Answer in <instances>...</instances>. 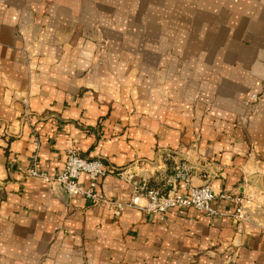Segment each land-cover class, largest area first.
<instances>
[{"label": "crops", "instance_id": "1", "mask_svg": "<svg viewBox=\"0 0 264 264\" xmlns=\"http://www.w3.org/2000/svg\"><path fill=\"white\" fill-rule=\"evenodd\" d=\"M72 146L106 199L185 162L220 215L115 216L28 176ZM0 264H264V0H0Z\"/></svg>", "mask_w": 264, "mask_h": 264}, {"label": "built area", "instance_id": "2", "mask_svg": "<svg viewBox=\"0 0 264 264\" xmlns=\"http://www.w3.org/2000/svg\"><path fill=\"white\" fill-rule=\"evenodd\" d=\"M193 172L187 163L180 162L162 187L153 186L148 180L137 179L135 174L128 173L126 179L133 188V194L125 203L99 195V182L107 176L109 170L101 160L83 157L74 146L66 151L64 168L56 176H49L40 170L37 156L32 157L27 174L59 186L68 196L81 197L91 205L107 207L115 216H120L125 207L137 208L145 215L161 220L174 209H194L209 217L219 216L214 206L217 196L212 186H194ZM83 177L87 178L86 185L82 182ZM236 201L238 208L234 217L246 220L249 216L245 214V208L252 204V197L242 196L236 198Z\"/></svg>", "mask_w": 264, "mask_h": 264}, {"label": "water", "instance_id": "3", "mask_svg": "<svg viewBox=\"0 0 264 264\" xmlns=\"http://www.w3.org/2000/svg\"><path fill=\"white\" fill-rule=\"evenodd\" d=\"M58 190L61 191V188L59 186H57ZM261 213V209L256 207V206H253V205H247L246 208H245V214L247 216H252V215H257Z\"/></svg>", "mask_w": 264, "mask_h": 264}]
</instances>
